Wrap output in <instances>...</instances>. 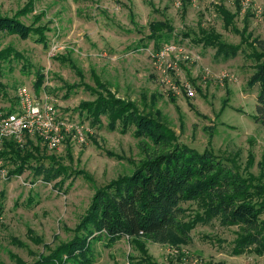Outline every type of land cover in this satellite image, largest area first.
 Segmentation results:
<instances>
[{"label": "rangeland", "instance_id": "rangeland-1", "mask_svg": "<svg viewBox=\"0 0 264 264\" xmlns=\"http://www.w3.org/2000/svg\"><path fill=\"white\" fill-rule=\"evenodd\" d=\"M218 6L235 15L230 23ZM16 15L44 29L46 41L0 32V49L23 57L0 64V105L14 107L18 89L30 86L36 96L56 100L59 120L84 127L85 142L64 129L55 149L41 137L17 146L33 154L30 163L64 169L49 181L33 169L14 174V165L0 157V264H33L69 244L96 190L169 149L133 129H110L106 116L93 125L81 115L79 107L101 92L96 81L162 119L174 142L211 150L264 188V128L253 119L259 88L250 83L255 63L248 57L252 43L264 41V0H0V16ZM158 22L162 29L153 38ZM203 31L241 50L217 61L214 47L193 42ZM182 207L185 219L201 211L193 202ZM242 234V226L213 220L198 224L186 241L95 242L91 264H264L255 247L237 253Z\"/></svg>", "mask_w": 264, "mask_h": 264}, {"label": "trees", "instance_id": "trees-1", "mask_svg": "<svg viewBox=\"0 0 264 264\" xmlns=\"http://www.w3.org/2000/svg\"><path fill=\"white\" fill-rule=\"evenodd\" d=\"M217 11L227 23L235 17L225 7L218 6ZM161 26L159 22L154 25L153 38H158ZM0 32L17 35L22 40L36 36L39 42L46 41L44 29L25 24L18 15L0 16ZM202 33L201 38L193 40L194 44L214 47L217 61L235 58L241 50L239 45L224 42L214 31ZM254 43L256 47H252L248 55L255 63L250 83L259 88L253 119L264 128V41ZM156 45L161 43L156 40ZM17 59L22 61L23 57L13 48L0 49V64ZM39 82L41 84L42 80ZM96 84L101 92L94 101L79 107L81 115L85 114L93 125L100 124L101 117L106 116L110 129H120L123 133L133 129L136 137L149 138L154 145L169 149L147 159L130 175L96 190L88 212L76 229V236L69 244L33 264H68L70 260L91 264L92 243L112 245L123 237L162 245L176 239L186 241L198 224L213 220L223 226L244 228V235L237 241V253L255 247L254 252L264 254V222L260 219L264 213V188L242 176L230 162L211 150L200 152L174 142V135L162 119L146 115L134 102L117 98L101 81ZM2 93L0 84V97ZM0 157L14 165V174L33 169L49 181L65 172L60 167L30 163L36 160L33 154L23 152L13 142L6 143ZM189 202L197 203L201 211L185 219L186 210L182 205Z\"/></svg>", "mask_w": 264, "mask_h": 264}, {"label": "built area", "instance_id": "built-area-1", "mask_svg": "<svg viewBox=\"0 0 264 264\" xmlns=\"http://www.w3.org/2000/svg\"><path fill=\"white\" fill-rule=\"evenodd\" d=\"M188 87V93L194 91ZM53 98L36 96L30 86H21L16 95L14 107L0 105V153L5 150L7 142L23 147L25 139L41 137L49 149L61 145L64 138L62 131L75 133L79 143L85 142L84 127L75 123L59 120ZM2 160L0 159V167Z\"/></svg>", "mask_w": 264, "mask_h": 264}]
</instances>
